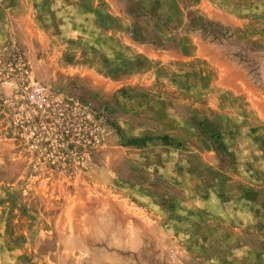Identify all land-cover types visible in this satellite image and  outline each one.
Masks as SVG:
<instances>
[{
  "label": "rangeland",
  "instance_id": "rangeland-1",
  "mask_svg": "<svg viewBox=\"0 0 264 264\" xmlns=\"http://www.w3.org/2000/svg\"><path fill=\"white\" fill-rule=\"evenodd\" d=\"M99 1L0 0V264H264V0Z\"/></svg>",
  "mask_w": 264,
  "mask_h": 264
},
{
  "label": "built area",
  "instance_id": "built-area-1",
  "mask_svg": "<svg viewBox=\"0 0 264 264\" xmlns=\"http://www.w3.org/2000/svg\"><path fill=\"white\" fill-rule=\"evenodd\" d=\"M30 103H32L36 108H42L43 107V102L41 98L37 94H30L29 96Z\"/></svg>",
  "mask_w": 264,
  "mask_h": 264
},
{
  "label": "bare ground",
  "instance_id": "bare-ground-1",
  "mask_svg": "<svg viewBox=\"0 0 264 264\" xmlns=\"http://www.w3.org/2000/svg\"><path fill=\"white\" fill-rule=\"evenodd\" d=\"M80 204H82L78 209L80 210H89V209H93L95 208V205L93 204V202L91 200H81L80 199Z\"/></svg>",
  "mask_w": 264,
  "mask_h": 264
},
{
  "label": "crops",
  "instance_id": "crops-1",
  "mask_svg": "<svg viewBox=\"0 0 264 264\" xmlns=\"http://www.w3.org/2000/svg\"><path fill=\"white\" fill-rule=\"evenodd\" d=\"M99 0H94V2L92 3V6L93 7H96L99 3H98ZM106 2L109 3L110 7H113L115 6V4L111 1V0H105ZM100 2V1H99ZM69 6V5H68ZM227 16L226 15H222V18H226Z\"/></svg>",
  "mask_w": 264,
  "mask_h": 264
}]
</instances>
